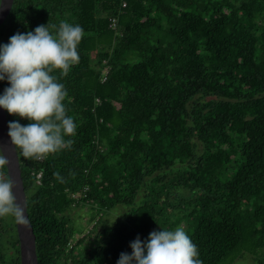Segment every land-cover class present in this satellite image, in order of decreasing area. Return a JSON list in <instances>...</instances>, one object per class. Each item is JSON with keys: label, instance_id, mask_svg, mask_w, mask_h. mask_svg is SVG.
I'll return each instance as SVG.
<instances>
[{"label": "trees", "instance_id": "16d2710c", "mask_svg": "<svg viewBox=\"0 0 264 264\" xmlns=\"http://www.w3.org/2000/svg\"><path fill=\"white\" fill-rule=\"evenodd\" d=\"M61 21L84 29L79 63L53 70L72 144L44 159L16 149L38 264H116L178 212L202 264H264V0H14L0 44ZM0 264H20L13 214Z\"/></svg>", "mask_w": 264, "mask_h": 264}, {"label": "clouds", "instance_id": "9594fccd", "mask_svg": "<svg viewBox=\"0 0 264 264\" xmlns=\"http://www.w3.org/2000/svg\"><path fill=\"white\" fill-rule=\"evenodd\" d=\"M83 35L81 25L61 21L17 32L0 44V81L8 84L0 93V109L28 121L24 125L15 119L7 123L9 143L25 158L44 159L72 144L67 137L76 132L77 124L67 114L64 102L68 92L53 70L67 76L79 63L78 46ZM8 164L0 152V172ZM56 175L61 179L59 173ZM14 187L10 177L0 180V216L22 217ZM129 247L131 253L122 252L116 264H202L197 245L180 226L160 227L143 241L137 237Z\"/></svg>", "mask_w": 264, "mask_h": 264}, {"label": "water", "instance_id": "95a60500", "mask_svg": "<svg viewBox=\"0 0 264 264\" xmlns=\"http://www.w3.org/2000/svg\"><path fill=\"white\" fill-rule=\"evenodd\" d=\"M13 2L14 0H0V26L9 15ZM7 123L5 110L0 109V152H3L4 156L9 160V164L6 166L7 177H10L15 182L13 194L16 202L23 210L21 218L15 216L20 264H38L35 236L28 218L26 194L23 187L18 155L16 148L9 143Z\"/></svg>", "mask_w": 264, "mask_h": 264}, {"label": "rangeland", "instance_id": "374dc122", "mask_svg": "<svg viewBox=\"0 0 264 264\" xmlns=\"http://www.w3.org/2000/svg\"><path fill=\"white\" fill-rule=\"evenodd\" d=\"M125 211V208L120 207L117 208L116 210L112 211L111 213H108V215L104 216V220L106 225H111L109 222H111L113 219H115L116 216H121V214ZM185 213V210L183 209L182 211ZM118 216V217H119ZM90 217V212H87V209H81V210H76L73 213V218L74 221L77 225H79L84 231L82 233H79L81 236L82 234H85V231L87 230V225L88 224H84L83 222L88 221V218ZM172 220H170V224L168 229H174L177 226L183 227L185 232L189 235V233L192 230L193 227V219L191 216H185L182 213H177L176 215H174V217H171ZM117 219V218H116ZM115 219V220H116ZM178 219V220H177ZM91 224H93V222H91L89 224V226H91ZM262 257L259 255H254L251 253H242L240 257L233 259V260H229V259H225L222 263L220 264H255V262H257L258 260H261Z\"/></svg>", "mask_w": 264, "mask_h": 264}, {"label": "built area", "instance_id": "2783aa9c", "mask_svg": "<svg viewBox=\"0 0 264 264\" xmlns=\"http://www.w3.org/2000/svg\"><path fill=\"white\" fill-rule=\"evenodd\" d=\"M39 178H40V174L37 175V179H39Z\"/></svg>", "mask_w": 264, "mask_h": 264}]
</instances>
